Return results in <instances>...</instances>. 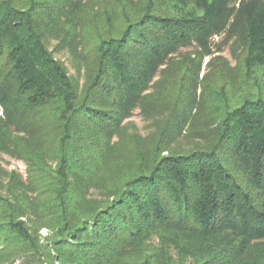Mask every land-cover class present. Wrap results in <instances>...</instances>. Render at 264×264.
<instances>
[{"label":"trees","instance_id":"trees-1","mask_svg":"<svg viewBox=\"0 0 264 264\" xmlns=\"http://www.w3.org/2000/svg\"><path fill=\"white\" fill-rule=\"evenodd\" d=\"M2 155L0 264H264V0H0Z\"/></svg>","mask_w":264,"mask_h":264},{"label":"rangeland","instance_id":"rangeland-1","mask_svg":"<svg viewBox=\"0 0 264 264\" xmlns=\"http://www.w3.org/2000/svg\"><path fill=\"white\" fill-rule=\"evenodd\" d=\"M232 2L237 5L239 0H232ZM211 50L214 52L213 55H220L225 60H227L230 66L236 65L235 54L237 51H233L232 48V39H227L224 34L215 35L211 38ZM55 40L51 41L48 44L50 50L53 51V54L56 59L63 62L67 68L69 74L76 79L79 83H82L84 79V61L82 59H77L73 54L69 52L67 48L54 50ZM83 55V54H82ZM210 59V56L204 58L200 77L207 71L206 62ZM158 78V76H156ZM155 78V79H156ZM237 78V77H236ZM238 79V78H237ZM149 90L147 92H150ZM155 92V90H154ZM149 109V108H148ZM155 118L153 114H147L139 108L133 110L130 117L126 118L123 121V129L126 133V136L131 139H146L153 131L155 127ZM128 139V138H126ZM195 141H198V136L195 133H189L188 128L185 127L182 133L175 140V145L177 149H184L193 147ZM0 164L5 167L7 170L15 169L22 173L23 178H25V165L22 161L18 159L11 158L6 155L0 156ZM97 194H94V196ZM53 231L48 228H40L38 230V238L41 243L46 242V239L52 235ZM18 261L15 260L10 264H17ZM59 264V263H56Z\"/></svg>","mask_w":264,"mask_h":264}]
</instances>
